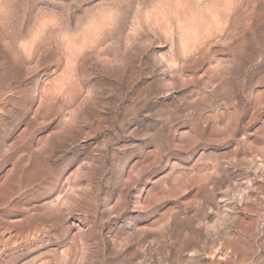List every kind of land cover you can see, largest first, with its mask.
I'll list each match as a JSON object with an SVG mask.
<instances>
[{"label":"rangeland","instance_id":"obj_1","mask_svg":"<svg viewBox=\"0 0 264 264\" xmlns=\"http://www.w3.org/2000/svg\"><path fill=\"white\" fill-rule=\"evenodd\" d=\"M262 85L264 0H0V264H264ZM236 130L227 183L191 152L148 170Z\"/></svg>","mask_w":264,"mask_h":264},{"label":"snow or ice","instance_id":"obj_2","mask_svg":"<svg viewBox=\"0 0 264 264\" xmlns=\"http://www.w3.org/2000/svg\"><path fill=\"white\" fill-rule=\"evenodd\" d=\"M160 69H157V71H159ZM164 76L166 78L167 76V71L165 70ZM178 87L180 85H177ZM264 86V85H262ZM193 95H195V91H193L192 93ZM168 97H170L172 95L171 92H169ZM189 105L187 104L186 101H184L182 103V107L175 109L177 112H182L184 110V107H188ZM199 110L201 111H210L211 109L208 108L207 106V102L205 101L203 104H201L199 106ZM7 119V117L0 115V122H3ZM158 124L160 123L159 120H157ZM185 127H189V124H185ZM142 131H146V132H151L152 129H144ZM199 134V133H198ZM206 134V132H205ZM41 135V133L37 132L36 136ZM100 135H108L107 132L101 130ZM170 140H174L175 136H172L169 138ZM251 139V137H248L247 134L245 133V136H241V132L240 130H236L233 134H231L230 137H226L225 140L223 141H206L203 139V137H201L198 141L193 142L192 144H189L187 146L186 150H178V149H172V148H167L165 151V154L163 156V159L159 162L158 165L149 168L148 170L158 167L160 166L163 162L165 157L171 153V152H179V153H188L191 152L192 156L191 159L192 160H196L197 157H199V162L197 163L196 167L199 168L202 164L206 165L207 167H212V161L215 160L217 162V165L221 168V171L223 173V181L224 183L229 182L231 175L235 174L233 171L232 167H229L228 165L223 164L222 159H221V155L224 153H229L230 150H232L233 148H235V151L231 152V155L234 156H240L243 152L246 151V146L248 144V140ZM145 142L149 145V147H155V144L152 142L151 139L149 140H145ZM32 143H35V137L33 138ZM37 153H39V150H37ZM11 154L15 155V151H13ZM34 156L36 157V159H39L41 161V163L45 164V166H47V161L43 160L42 156H39L37 154H34ZM5 162L3 167H0V174L3 173L4 170H6L9 165H11L12 162V157L7 155L5 158ZM173 159H175V157H173ZM183 161H181L180 163H182ZM232 164L236 167V168H240L242 167V165L239 164V161H232ZM75 166V165H74ZM172 166L171 165L169 170H166L167 173L172 170ZM173 171H181L180 168H176ZM67 173H65L66 175ZM140 179V178H139ZM168 179H170V177H168ZM63 180V177H61V181ZM157 181V180H156ZM255 179H253V183H255ZM59 182L57 183L54 191L52 192L51 196H55L56 192L59 190ZM137 187V182H134L130 185H126L123 188H118V195L120 197V202L122 204H124V209L122 211V213L125 211V207H133L132 203H131V197L134 196L135 194V189ZM155 189L159 188V183H155L154 185ZM261 192H264V185H259ZM233 191H235L233 189ZM150 194V192H147L146 195L141 196L139 198V202H136L134 204V207L136 209L141 210L142 212H147L150 211L152 209H158L159 211L157 212V217L159 216V213L162 212L164 210V208L168 207L167 204L162 203V202H154L151 204H148L147 206L144 204V201L146 199V197H148ZM192 192H188L187 195H191ZM253 193H249V195H252ZM184 198H187L186 196ZM235 195H232L231 193H229L228 196L225 197L226 201L235 200ZM93 199L98 200V196H93ZM111 199H116L115 198V194H111ZM111 199L109 200V204H111ZM176 206L179 207V200H177L176 202ZM66 205H61V208H65ZM202 208L206 209V215L208 217V219H211V212L213 208L218 207L216 201H215V189L212 190L211 193H209V198H207L206 203L201 205ZM232 207L234 208V212L229 213L230 216H234L236 213H240L242 214L241 210L239 208H235V205H232ZM96 210L99 214H104V212L106 211H110L108 209H106V206H104L103 203L97 204ZM103 210V211H102ZM183 210V209H181ZM187 211L191 212L192 209L189 208ZM121 213V214H122ZM72 215H74L71 212L65 211L64 213H62V217L63 216H69L71 217ZM175 218V217H173ZM227 223H232V221H227ZM135 227V226H134ZM133 227V228H134ZM161 228H163V225H161ZM261 228L264 229V216L261 217ZM128 231H131V229H129ZM69 235H71V233H69ZM191 246V245H189ZM262 255H264V253H262ZM181 259H183V257H181ZM197 259L200 261V264H208L207 261L201 260L200 257L198 256Z\"/></svg>","mask_w":264,"mask_h":264}]
</instances>
